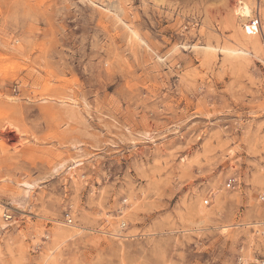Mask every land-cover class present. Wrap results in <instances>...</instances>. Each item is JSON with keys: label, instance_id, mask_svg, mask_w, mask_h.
I'll return each instance as SVG.
<instances>
[{"label": "rangeland", "instance_id": "374dc122", "mask_svg": "<svg viewBox=\"0 0 264 264\" xmlns=\"http://www.w3.org/2000/svg\"><path fill=\"white\" fill-rule=\"evenodd\" d=\"M229 1L0 0V264H264V53Z\"/></svg>", "mask_w": 264, "mask_h": 264}, {"label": "bare ground", "instance_id": "6f19581e", "mask_svg": "<svg viewBox=\"0 0 264 264\" xmlns=\"http://www.w3.org/2000/svg\"><path fill=\"white\" fill-rule=\"evenodd\" d=\"M233 0H230L227 7L229 9L226 10L227 21L234 28L235 34L237 38H244L246 41L252 43V46L255 47L259 41L261 43L259 32L255 28L254 23L250 26H246L249 30L246 32H241L239 22L245 20L248 21L252 17L253 10H255L258 16L263 17L264 19V1L263 0H235L233 4ZM264 29V24L262 26ZM261 31V30H260ZM262 52L264 53L262 43H261ZM233 53V52H232ZM13 134V133H12ZM8 135L7 137L12 142L14 140V135ZM7 138V139H8Z\"/></svg>", "mask_w": 264, "mask_h": 264}, {"label": "built area", "instance_id": "2783aa9c", "mask_svg": "<svg viewBox=\"0 0 264 264\" xmlns=\"http://www.w3.org/2000/svg\"><path fill=\"white\" fill-rule=\"evenodd\" d=\"M255 23L257 25V27L261 30L260 31V35H261V43H262V47H263V50H264V29H262V24L261 22L256 18V19H252L249 24H253ZM263 64H264V58H263ZM260 201L262 203H264V196H260ZM69 222H71L70 219H68Z\"/></svg>", "mask_w": 264, "mask_h": 264}]
</instances>
